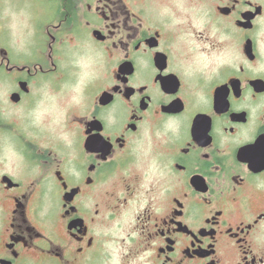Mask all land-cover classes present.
Instances as JSON below:
<instances>
[{
	"label": "flooded vegetation",
	"instance_id": "1",
	"mask_svg": "<svg viewBox=\"0 0 264 264\" xmlns=\"http://www.w3.org/2000/svg\"><path fill=\"white\" fill-rule=\"evenodd\" d=\"M38 1L0 0V264H264V0Z\"/></svg>",
	"mask_w": 264,
	"mask_h": 264
},
{
	"label": "rangeland",
	"instance_id": "2",
	"mask_svg": "<svg viewBox=\"0 0 264 264\" xmlns=\"http://www.w3.org/2000/svg\"><path fill=\"white\" fill-rule=\"evenodd\" d=\"M23 0H14L13 4H20ZM25 6L22 8V12L12 14L15 21L18 23H27V22H39V21H47L50 14H45L44 12L38 11L39 8L42 7V4L39 3L38 0H25ZM23 4V3H22ZM82 62L85 60L91 64L90 60L87 58H82ZM86 63V62H85ZM88 66V65H87Z\"/></svg>",
	"mask_w": 264,
	"mask_h": 264
}]
</instances>
